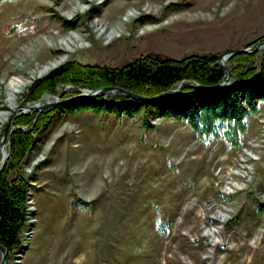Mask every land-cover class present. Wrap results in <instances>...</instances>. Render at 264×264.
I'll return each instance as SVG.
<instances>
[{"label":"rangeland","instance_id":"obj_1","mask_svg":"<svg viewBox=\"0 0 264 264\" xmlns=\"http://www.w3.org/2000/svg\"><path fill=\"white\" fill-rule=\"evenodd\" d=\"M262 36L264 0L3 1L0 111L9 118L20 103L92 90L62 83L26 99L37 78L69 60L120 66L146 53L218 56ZM11 84L15 108L5 101ZM259 104L238 147L204 141L171 116H151L146 129L135 117L53 113L21 162L27 213L6 264H264Z\"/></svg>","mask_w":264,"mask_h":264},{"label":"trees","instance_id":"obj_2","mask_svg":"<svg viewBox=\"0 0 264 264\" xmlns=\"http://www.w3.org/2000/svg\"><path fill=\"white\" fill-rule=\"evenodd\" d=\"M3 1L14 0H0V3ZM144 20L150 21L151 16ZM73 26L67 20L63 23L68 29ZM261 39L264 36L247 45ZM227 62L238 81L220 89H198L199 84L212 86L222 78L217 53L181 58L146 53L120 66L69 60L37 78L29 87L27 100H36L43 92L56 93L57 85L62 83L90 89L119 85L143 95H155L180 83L181 93L159 100H138L122 93H110L78 98L55 108L16 116L14 123L18 125L11 132L10 155L0 170V242L7 247L8 255L18 244L27 213L30 183L21 174V162L35 144L36 132L53 113H77L86 109L111 114L118 120L135 117L146 129L154 126L151 116H171L186 122L204 141L222 139L229 147H238L248 129L251 114L264 100V49L261 53H233Z\"/></svg>","mask_w":264,"mask_h":264},{"label":"water","instance_id":"obj_3","mask_svg":"<svg viewBox=\"0 0 264 264\" xmlns=\"http://www.w3.org/2000/svg\"><path fill=\"white\" fill-rule=\"evenodd\" d=\"M263 48H264V39L259 40L255 44H252L250 46L234 47V48H229V49L223 50L217 56V63L219 64L220 68L223 71L222 78L219 80L218 83H216L212 86L199 84L198 89L199 90L210 89V88L220 89V88H223L225 86H229V85L236 83L238 81V79L234 75V73L232 72L231 66L228 65L227 59L233 53H238V52L252 53V52H256V51L259 52ZM179 87H180V83L174 88H170L166 91L160 92V93L155 94V95H143V94H140L138 92L132 91L128 88H125L123 86L104 85L100 88L89 90L85 94H78V95H74L71 97L63 98V99H59V98L47 99V100L39 99V100H36L34 102H31V103H25V104L20 103L13 110L12 114L10 115V117L7 120V123L3 129L2 136L0 138V144L4 145L6 143V136L9 135L11 132V129L13 127L12 120L14 119V117L20 113L25 112L28 109L42 110L45 108H53V107H56L62 103L72 101L74 99L91 98V97H95L98 95H106L109 93H122L126 96H130V97L138 99V100H159L161 98H169L171 96H174V95L181 93V90L179 89ZM8 144H9V149H8L7 153L2 151L0 170L3 168V166L6 163L8 156L10 155V136L8 138ZM0 252H1L0 264H6V257L8 254V249L1 242H0Z\"/></svg>","mask_w":264,"mask_h":264},{"label":"bare ground","instance_id":"obj_4","mask_svg":"<svg viewBox=\"0 0 264 264\" xmlns=\"http://www.w3.org/2000/svg\"><path fill=\"white\" fill-rule=\"evenodd\" d=\"M76 38L77 37H75L73 35L70 36V39H72V40H74ZM70 42L71 41L66 40L65 42H61V43L65 45L66 43L70 44ZM7 88H9L10 90L6 89L8 91L7 98L5 99L6 104L9 105V107H11V108H15L16 105L14 103L13 96H14V94H16L17 91H14L12 84L9 85V87H7ZM8 116H9V113H3L2 111H0V121H5L8 118Z\"/></svg>","mask_w":264,"mask_h":264}]
</instances>
